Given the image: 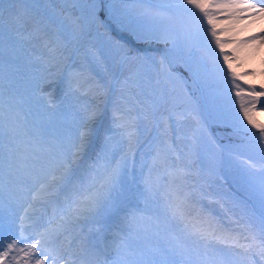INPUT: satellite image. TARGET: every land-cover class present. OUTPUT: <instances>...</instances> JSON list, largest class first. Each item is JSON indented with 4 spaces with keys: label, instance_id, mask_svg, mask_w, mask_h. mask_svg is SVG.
I'll return each mask as SVG.
<instances>
[{
    "label": "snow or ice",
    "instance_id": "1",
    "mask_svg": "<svg viewBox=\"0 0 264 264\" xmlns=\"http://www.w3.org/2000/svg\"><path fill=\"white\" fill-rule=\"evenodd\" d=\"M41 0H0V67L3 65L5 45L15 55L16 45L29 44L32 51L39 45L43 52L37 60L55 66L65 59L68 46L83 36L79 18L71 25L61 24L56 29L47 14L33 7ZM55 2V0H51ZM123 7L109 8L105 14L109 24L119 32H125L137 43L162 44L163 48H132L121 39L108 38L113 55L111 79L96 71L95 67L65 65L61 77L48 72L42 74L36 85L40 99L46 106L59 109L69 102L75 108L73 127L67 145L53 144L45 139L46 132L38 137L18 124V116L6 124L0 109V227L4 214L3 179L7 169L11 203L19 201L18 213L20 236L6 246L0 242V264H233L225 250L236 253L240 250L251 264H264V122L256 119L258 105L264 98V86L257 92L255 85L246 91L238 83V74L229 63L230 57L223 51L217 35L216 12L229 5L219 0H178L165 4L162 0H119ZM264 5V0H259ZM92 15L96 5L103 8L104 0H89ZM8 5L5 8V5ZM246 7L264 12V7L248 4ZM67 19V17H65ZM212 42L221 51L227 65L226 76L231 77L235 100L239 105L238 119L249 143L254 142L257 156L237 157L248 183L261 199L260 222L254 226L251 220L240 231L221 230L209 221L192 222L185 214L187 198L179 188L166 193L165 200L173 220L183 225L178 234L153 237L139 236L134 226L142 210L136 202L147 199L159 191V185L151 178V170L168 157L160 151L153 156L148 176L143 187L135 184L134 161L141 145L142 128L152 125V130L168 128L175 132V120L164 105L168 103L165 93L159 98L147 94L141 99L136 81L139 69L154 65L163 69L173 59L181 56L190 40L205 30ZM75 50V49H74ZM159 55V59H157ZM127 71V75H124ZM95 72V77L91 73ZM123 76L121 80L119 77ZM108 92H118L113 101L111 116L105 118L107 104L95 103L96 97H105ZM85 97L92 102L73 104ZM259 110L264 111V108ZM11 111V108H10ZM242 117V118H241ZM195 119V117H193ZM162 135V134H161ZM9 138L8 154L3 151V139ZM28 139H21V137ZM119 137V139H117ZM95 141L98 150L87 156ZM163 142V141H161ZM126 146V148L124 147ZM119 157V158H117ZM133 161V175L128 177L129 160ZM178 159V158H177ZM147 165H142L143 167ZM166 173L171 182L184 175L183 168L175 161L168 165ZM132 185H135L133 188ZM65 195L68 205L58 223L48 222L45 227L32 222L33 206L49 197ZM88 220L92 228L85 235L68 239L67 234L81 221ZM243 219V217H241ZM239 223V221H237ZM30 227L31 236L23 233ZM43 228L41 231L40 229ZM83 232V229H81ZM31 240L30 243L25 241ZM147 241V243L145 242ZM19 244H23L20 247ZM258 258V259H257Z\"/></svg>",
    "mask_w": 264,
    "mask_h": 264
},
{
    "label": "rangeland",
    "instance_id": "2",
    "mask_svg": "<svg viewBox=\"0 0 264 264\" xmlns=\"http://www.w3.org/2000/svg\"><path fill=\"white\" fill-rule=\"evenodd\" d=\"M162 2L169 4L178 2V0H162ZM7 6L6 4L5 8ZM33 7L38 8L42 14L52 17L54 21L53 29L61 24L71 25V21L78 17L79 25L83 27V36L78 46L76 41L73 40L65 53V59L55 64V66L46 65L37 60V57L43 52L39 45H36V51L33 52L31 45L18 43L14 56L10 55L11 50L5 45L3 65L0 67V99L4 97L3 93L8 92L9 96L4 100L6 104H0V106H3L0 109L5 113L7 108H11L18 116V121L20 118L25 122L26 129L29 132H35L38 135L41 132H46L45 139L51 142L53 146L58 144L66 146L73 127L75 108L70 107L68 101L59 109L47 107L36 90L40 76L48 72L61 76L64 74L65 65L71 62L78 68L91 64L96 71L111 79V72H104L105 68L111 69L113 65L114 54L108 47L109 36L123 40L134 49L137 47L133 45L132 39L125 32L118 33L114 26L109 24L106 17L105 12L107 9L119 10L123 7L119 0L112 2L108 7H104L103 11H100L101 6L97 4L95 16L92 15V5L89 0H55L54 3L51 0H41ZM261 15H264V13L262 12ZM204 24L205 30H200L185 47L183 54L174 59L184 64L185 59H189V64L193 69L192 75L205 93V100L211 115L205 112L200 103H196L195 98L194 101L185 98L188 94H191V89L190 86H188V90L186 86H183L182 76L180 75L182 74L181 70L180 73L178 72L179 74L171 71L174 66L173 62L170 65L166 64L163 69L151 64L145 65L139 69V74L136 77V81L140 85L136 88V91L141 93L142 100L145 99L147 94H152L158 99L160 93L163 92L168 101L163 106L166 114L170 112L174 120L180 114H184L186 117L184 120H177L175 132L171 129L165 131L168 128L167 122H165L164 128L159 130H152L151 124H148L147 128L141 129L140 142L142 146L139 147L134 161L135 184L143 187V181L149 173L148 166L152 165L153 156L157 151L168 157L167 163L162 161L152 167L151 170V178L159 185V191L152 197L141 198L136 201L142 213L139 222H134V226L139 230L141 238L153 236L154 224L158 223L157 221L162 224H159L160 228L164 225L171 226L176 223V220L172 219L169 211L164 207L163 201L166 193L174 188H179L183 196L193 195L192 197H196L198 202L204 204L209 212H215L236 225L243 224L246 226L251 220L254 226H258L260 222V195L248 183L239 166L236 152H231L232 148L239 145L238 149H232V151L243 153L246 157H258V150L255 148L254 142L249 143V138L240 125V119H238L239 105L235 100L231 77L226 76L227 65L223 62V56L219 55L221 49L216 47L210 35L206 33V21ZM215 24L217 35L222 41L223 51L230 57L229 63L238 74L237 82L246 91L250 90L251 85H255L257 92H259L264 86V51L258 53L254 64L249 70H244L243 60L239 58L235 48L231 46L232 38H236L241 33L238 31L240 34L238 33L236 37L235 35H225L219 23L215 22ZM259 37L264 40V26L261 27ZM192 44L193 47H191ZM157 46L155 44V47ZM157 59H159V55H157ZM127 74V71H125L124 75ZM91 75L95 77V72ZM119 78L122 80L123 76ZM118 95V92H108L105 97H102V100L97 101V104L101 107L108 102L113 104ZM85 102L92 101L88 97L79 101H72L73 104H83ZM261 108H264V98H262L261 104L258 105V110L255 113L256 119L264 122V111L259 110ZM107 114L108 111L104 116ZM4 119L6 123L5 116ZM213 130L216 131V138L229 143L220 145L215 141V136L212 139ZM21 139H26V137L22 136ZM93 146H95V142H93ZM8 147L9 138L5 136L3 139L5 157L8 154ZM124 147L126 148V146ZM91 149L89 148L87 153L89 156L93 154ZM172 161H175L184 170V175L177 178L174 183L171 182V178L166 177L167 171L170 170L168 165ZM142 165L147 166L143 167L142 170ZM128 168V177L131 179L133 175V161L131 159ZM6 172L7 169L5 168L3 184L8 180ZM132 187L134 188L135 185H132ZM52 197L35 204L38 207V212L42 211ZM10 201L11 198L3 191L4 214L2 223L7 221L5 227L9 226L8 216H10L6 213H9L8 211L13 208V205L16 206V215L22 212V209L17 205L18 203L12 205ZM58 212H60V209H55L52 214ZM49 217L50 215L45 217V220ZM11 228H15V226ZM72 231L73 229L68 233V237L72 234ZM145 242L147 243V241ZM225 251L232 258L233 264H245L243 260L247 258L240 250H236L238 254H234L229 250Z\"/></svg>",
    "mask_w": 264,
    "mask_h": 264
},
{
    "label": "bare ground",
    "instance_id": "3",
    "mask_svg": "<svg viewBox=\"0 0 264 264\" xmlns=\"http://www.w3.org/2000/svg\"><path fill=\"white\" fill-rule=\"evenodd\" d=\"M219 2L222 4L229 5V6L217 10L215 22L219 23V25L223 28V34L225 35L227 34L230 36L235 35L236 37V35L239 32L241 33V35H238L236 38H232L231 46L235 48V51L237 52L239 58L243 60V64H244L243 69L247 71L254 64L255 58L257 57L258 53L264 51V40L263 38L259 37V32L261 31V27L264 26V15H261L262 12H258L256 9L246 7V5L257 4L258 7H264V5H261L259 0H219ZM61 76H57V77L59 78ZM100 99L102 100V97H96L94 102L97 103V101H99ZM107 109L109 110H107L108 114L104 116L105 118H109L111 116L112 104L110 102L107 103ZM3 114L6 117V124L11 123L13 118L16 117V114L14 113V111L12 109L10 111L9 108H7L6 112ZM18 124L22 126L23 128H26L25 122L20 121V119L18 121ZM30 134L31 136H35V137L39 136L35 132H30ZM26 139H28V137H26ZM226 143L228 142L223 141V145H225ZM93 148L98 150L96 143H95V146L92 147V152H93ZM6 177H7V174H6ZM9 189H10V185L8 184V180H7L5 184H3V191L7 195H10ZM185 197L187 198V205L184 209L185 214L188 217V219L194 223L199 222V221H209L217 225L221 230H235V231H240L241 228L245 226L243 224L236 225L232 223L229 219H226L223 216L218 215L215 212L214 213L209 212V210L206 208V206H204V204H202L201 202H198V199L196 197H192L190 195H185ZM163 201H164V207L168 210V207L166 205V200L163 199ZM67 207L68 205L65 203L64 194H61L59 198L54 196L48 202L44 211L40 212L37 215V217L33 216V218L36 217V219L32 222H38V223L42 222L41 225L45 227L48 226L49 221H51L53 224L58 223L59 216L63 215ZM55 209H60V212L52 214ZM31 210L35 212L36 207L33 206V209ZM9 214H10V218L8 220V223L9 225H11L12 222L16 221L17 219L15 215L16 212L13 209L12 212ZM47 214L51 216L47 220L43 221V219L47 217ZM139 220H140V216L137 217V220L135 221V223L139 222ZM157 222L158 223L154 224L153 231L154 233L159 231L161 236H164V235L170 236L173 234H178L179 229L183 227L182 224L176 221L174 225H171V226L164 225L162 228H160L161 227L160 225L162 224L159 221ZM90 228H92V225L89 223V221L85 219H81V221L72 228L73 230H75V233L72 234L70 238L68 237V239H72L73 237L77 235H85L88 233V230ZM81 229H83V232H81ZM40 230L42 231L43 228H41ZM26 233H27V230L25 234ZM32 234L33 233H30L25 236H31ZM2 236H4L5 239L7 238L18 239L20 234L18 233V230H15V231L12 230V231L7 232V229L5 227H1L0 237ZM30 242L32 241L31 240L25 241V243H30ZM19 246L23 247L24 245L19 244ZM0 250L3 251L2 248H0ZM243 261L245 264H251L249 259H245Z\"/></svg>",
    "mask_w": 264,
    "mask_h": 264
}]
</instances>
